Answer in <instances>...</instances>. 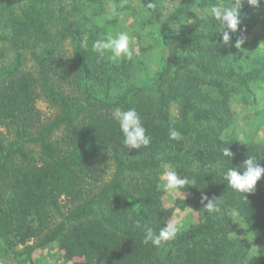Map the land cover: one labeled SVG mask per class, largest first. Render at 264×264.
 I'll return each mask as SVG.
<instances>
[{
  "label": "trees",
  "instance_id": "trees-1",
  "mask_svg": "<svg viewBox=\"0 0 264 264\" xmlns=\"http://www.w3.org/2000/svg\"><path fill=\"white\" fill-rule=\"evenodd\" d=\"M139 1L160 26L166 62L149 83L112 96L110 73L92 61L104 0H0L1 47L14 52L0 67V251L16 264L48 245L72 264H246V245L231 235L234 212L250 229L257 264H264V175L245 194L223 180L250 154L264 166V142L232 130L231 105L237 91L250 94L252 83L264 82V55L237 68L244 44L237 49L235 41L249 25H239L221 46L213 21L203 31L198 20L184 24L191 8L215 0H180L166 17L155 0ZM39 99L56 108L54 116L42 117ZM117 107L136 109L148 146L123 144ZM172 127L179 139L169 138ZM223 146L233 153L231 165L225 158L216 170ZM163 162L194 182L169 206ZM202 195L218 198L220 211L204 210ZM176 209L191 210L194 222L160 247L144 243L135 222L158 231Z\"/></svg>",
  "mask_w": 264,
  "mask_h": 264
},
{
  "label": "rangeland",
  "instance_id": "rangeland-1",
  "mask_svg": "<svg viewBox=\"0 0 264 264\" xmlns=\"http://www.w3.org/2000/svg\"><path fill=\"white\" fill-rule=\"evenodd\" d=\"M155 1L162 11L163 17L170 14L180 2V0ZM113 5H116L119 14L109 18L108 9ZM191 9L187 12V17L182 20L184 24L192 25V23H185L188 19L197 20L196 14ZM241 11L242 22L240 25H249L250 30L244 37L243 54L236 65L237 68L246 69L252 66L257 58L259 59L261 55H264V0H260L259 7L254 8L248 4ZM102 17L100 27L103 28L100 29L101 31L96 36V40L107 36H115L119 32H127L132 38L133 56L131 59L120 58L113 61L109 59V53H105L104 57H100L93 50L92 61L104 63V71H107L104 73H110L112 77L110 95L117 96L132 85L140 86L149 83L166 62L167 53L161 41L159 24L141 8L139 0H104ZM82 43L83 45L86 43L85 37ZM1 46L2 42H0V67L14 55L12 50ZM64 47L68 58H71L74 55L72 46L68 41H65ZM67 63L72 64L73 62L68 59ZM249 89L250 94L242 90L241 92L237 91L232 97L231 105L235 118L232 130L253 140L264 142V82L252 83ZM36 105L45 120L54 116L57 111L45 99H39ZM171 113L173 115L177 113L175 104L171 107ZM2 134L5 138L9 137L5 129H2ZM165 183L166 181L162 179L161 188L165 192V204L169 206L180 193L166 190ZM67 208V205L62 207L64 212ZM230 216L233 222L231 235L247 247L246 264H257L258 253L248 225L236 213L232 212ZM172 217H179L182 220L183 227L181 231L195 220L194 213L189 209H176ZM58 219L56 218V220ZM237 221L241 222L244 228H241ZM18 248L23 249V246ZM1 263L16 264V259L11 253L0 251ZM26 264L72 263L65 260L54 245H48L34 249L31 254V261L26 262Z\"/></svg>",
  "mask_w": 264,
  "mask_h": 264
},
{
  "label": "clouds",
  "instance_id": "clouds-1",
  "mask_svg": "<svg viewBox=\"0 0 264 264\" xmlns=\"http://www.w3.org/2000/svg\"><path fill=\"white\" fill-rule=\"evenodd\" d=\"M245 0H215L207 7L194 6L191 10L196 14V19L200 22V30L203 31L202 25L208 21H213L216 33L222 34L221 46H228L231 41V34L237 32L238 26L242 20V8ZM252 7H259L260 0H247ZM148 8L154 7L149 3ZM118 10L116 5L108 9L109 18L117 16ZM195 21L187 20L185 23H194ZM212 25V27H213ZM244 38H238L235 41V47L241 49ZM132 38L127 32H119L115 36H107L97 39L93 43V50L104 57L105 53H109V59L116 61L120 58L131 59L133 56V48L131 46ZM113 119L118 123L119 129L123 134V144L129 149H139L146 147L151 142V137L146 133L139 113L134 108L123 110L119 107L113 110ZM181 133L174 127L169 129V138L172 140L179 139ZM233 153L225 146L222 147L219 158L213 167L216 170L223 169L225 158L230 164ZM264 159V157H261ZM231 165V164H230ZM162 172L160 178L166 181L165 188L168 191H178L184 189L186 185L194 183L188 179V175L178 173L179 166H174L171 162H163L161 164ZM264 175V166L256 155L250 154L238 166H230L223 172V180L227 182L228 187L233 190L245 194L255 190L257 182ZM205 201L207 203L205 204ZM201 204L203 209L209 213H218L220 211L219 200L216 197L209 198L206 195L201 196ZM239 222V221H237ZM165 223L164 227L159 226L157 231L149 223H141L139 220L135 222L137 228L143 231V242L151 243L154 247H160L163 243L175 239L176 235L181 231L183 224L179 217H171ZM241 228L242 223L239 222Z\"/></svg>",
  "mask_w": 264,
  "mask_h": 264
}]
</instances>
